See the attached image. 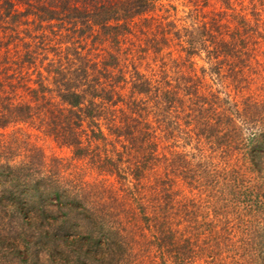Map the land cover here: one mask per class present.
Masks as SVG:
<instances>
[{"label": "trees", "instance_id": "1", "mask_svg": "<svg viewBox=\"0 0 264 264\" xmlns=\"http://www.w3.org/2000/svg\"><path fill=\"white\" fill-rule=\"evenodd\" d=\"M173 1L0 0V264H264V0Z\"/></svg>", "mask_w": 264, "mask_h": 264}, {"label": "rangeland", "instance_id": "2", "mask_svg": "<svg viewBox=\"0 0 264 264\" xmlns=\"http://www.w3.org/2000/svg\"><path fill=\"white\" fill-rule=\"evenodd\" d=\"M175 7H177V11H171V16L172 19H175V21L181 26V25H191L192 22L194 21V19H191V17L188 18V14H190L191 10L195 9V5L192 3H189L188 0H177V1H173L172 3ZM197 5V3H196ZM199 5V6H198ZM198 8L199 11L201 12V14L203 13H207L206 15L210 14L212 11L219 9V5L218 6H209L207 8L202 7V5H200V3L198 4ZM194 17V16H193ZM39 144L44 148L47 156L52 157V156H60V157H69L70 153L69 151H67L66 149H60L59 147H57V145H55L54 143L50 142V141H46V140H42L39 142ZM198 191L193 192L194 194H197ZM207 194V192H206ZM205 194V195H206ZM204 195V196H205ZM206 204L203 207V211L205 213H209V209L205 207ZM217 207V206H216ZM212 214V213H211ZM216 215H209L208 218L210 219H215ZM207 218V220H208ZM202 221V218H200L199 220H197V226H199V223ZM200 231V228L197 229V232Z\"/></svg>", "mask_w": 264, "mask_h": 264}]
</instances>
